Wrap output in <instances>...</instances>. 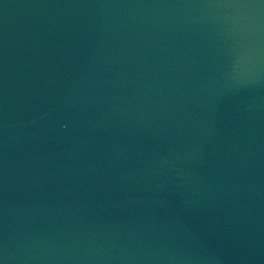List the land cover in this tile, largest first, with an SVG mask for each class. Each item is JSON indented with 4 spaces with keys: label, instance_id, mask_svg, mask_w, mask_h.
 <instances>
[{
    "label": "water",
    "instance_id": "1",
    "mask_svg": "<svg viewBox=\"0 0 264 264\" xmlns=\"http://www.w3.org/2000/svg\"><path fill=\"white\" fill-rule=\"evenodd\" d=\"M0 264H264V0H0Z\"/></svg>",
    "mask_w": 264,
    "mask_h": 264
}]
</instances>
